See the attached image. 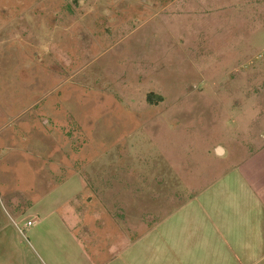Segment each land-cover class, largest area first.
I'll return each mask as SVG.
<instances>
[{
	"label": "rangeland",
	"instance_id": "rangeland-1",
	"mask_svg": "<svg viewBox=\"0 0 264 264\" xmlns=\"http://www.w3.org/2000/svg\"><path fill=\"white\" fill-rule=\"evenodd\" d=\"M261 138L264 0H0L4 264H48L45 244L78 252L63 215L33 235L34 204L16 202L38 178L79 194L80 231L86 209L117 218L120 249Z\"/></svg>",
	"mask_w": 264,
	"mask_h": 264
},
{
	"label": "crops",
	"instance_id": "crops-1",
	"mask_svg": "<svg viewBox=\"0 0 264 264\" xmlns=\"http://www.w3.org/2000/svg\"><path fill=\"white\" fill-rule=\"evenodd\" d=\"M255 147L196 195L190 207L186 204L175 216L153 227L142 225L136 239L121 233L127 241L120 249L114 237L120 233L118 219L106 218L101 227L97 225L100 213L86 209L84 219L88 223L80 231L79 209L67 207L79 194L72 198L63 186L56 189L59 193L55 188L47 191L49 187L40 184L42 179L38 178L29 196L16 203L19 209L29 202L34 204L35 236L40 235L38 226L48 213L65 216L63 228L73 230L78 252L59 258L49 245H42L48 264H264V138ZM55 199L62 201L57 208L53 207Z\"/></svg>",
	"mask_w": 264,
	"mask_h": 264
},
{
	"label": "built area",
	"instance_id": "built-area-1",
	"mask_svg": "<svg viewBox=\"0 0 264 264\" xmlns=\"http://www.w3.org/2000/svg\"><path fill=\"white\" fill-rule=\"evenodd\" d=\"M31 225H32V223H31V222H29V223H28V226H31Z\"/></svg>",
	"mask_w": 264,
	"mask_h": 264
},
{
	"label": "water",
	"instance_id": "water-1",
	"mask_svg": "<svg viewBox=\"0 0 264 264\" xmlns=\"http://www.w3.org/2000/svg\"><path fill=\"white\" fill-rule=\"evenodd\" d=\"M218 152H219V153H221V150H220V149H218Z\"/></svg>",
	"mask_w": 264,
	"mask_h": 264
}]
</instances>
